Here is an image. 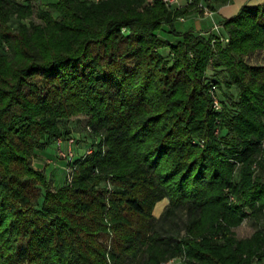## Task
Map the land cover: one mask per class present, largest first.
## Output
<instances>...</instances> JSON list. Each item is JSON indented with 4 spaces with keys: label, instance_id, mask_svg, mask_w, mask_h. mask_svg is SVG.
Wrapping results in <instances>:
<instances>
[{
    "label": "trees",
    "instance_id": "obj_1",
    "mask_svg": "<svg viewBox=\"0 0 264 264\" xmlns=\"http://www.w3.org/2000/svg\"><path fill=\"white\" fill-rule=\"evenodd\" d=\"M199 1L0 0V264H264V64L241 58L264 49V0L227 40L176 28ZM208 65L236 89L220 110ZM80 113L100 141L50 189L34 149Z\"/></svg>",
    "mask_w": 264,
    "mask_h": 264
},
{
    "label": "rangeland",
    "instance_id": "obj_2",
    "mask_svg": "<svg viewBox=\"0 0 264 264\" xmlns=\"http://www.w3.org/2000/svg\"><path fill=\"white\" fill-rule=\"evenodd\" d=\"M21 1L25 2L26 0H21ZM27 1H29L32 4L33 10L35 12L36 11L35 9L38 8L36 0H27ZM48 1L50 0H42L43 3L45 2L47 3ZM147 1L151 2L152 0H147ZM186 5L189 6V3ZM219 5H222V4H219L215 2L214 0H206V1L200 0L196 4L194 11H192L190 14H188L187 16L181 15V14L176 16L175 18L176 20L174 24L176 28L180 31H184L188 28H193V30L197 32H203V33L213 32V33L224 36L227 32L224 26L222 25V21H223V18H226V16H222L218 18L216 16L214 17V14H213L215 8ZM210 6H213V9H211ZM189 8L193 9V7L191 6H189ZM206 8L213 11L212 15H208L205 13ZM174 10L175 9L173 8L169 9L171 13ZM34 12L32 15L33 21L34 20L39 21L38 17H36ZM179 16H183L184 19H179L178 18ZM22 20L23 22L27 23L29 21V18H24ZM9 23L11 24V26L16 27L18 24V19L14 15H12L9 20ZM213 23H217L219 25L218 30L217 29L214 30L212 28ZM159 34L162 38L167 36L162 31H160ZM158 50L161 53L166 55L169 51V48L167 46H163V47H159ZM241 58L244 61L251 63V64H256V63L264 64V49L262 48L255 49L245 54L244 56L242 55ZM206 76L208 79L212 81L216 80L219 84L218 86L215 87V92H216L215 96L217 98V102L219 103V107L218 108L214 107V108L216 110H220L221 103L219 101L220 100L219 98H221L222 100H226V93L231 92L234 94L236 92V89L234 86H232L228 90L225 87H223L224 85L221 82L223 81L224 76H225L224 69L216 70L212 68L211 65H208V68L206 70ZM88 118H89V115L80 113V114L71 116L68 119L59 120L60 126L62 128V132L64 133L65 136H58L57 138L52 140L51 142L53 143V145L51 144L50 146L51 148L54 149L52 150V153L54 156L52 157L50 155H46L48 156V158L51 159V161H48L49 165H47V168L49 170H47V173H45L47 176L48 185L50 189L54 190L62 184L70 183L72 179L70 178L69 180V176H67L69 172V167H70L69 163L66 162V159L60 154V152L71 151L74 159L81 158L84 152L88 150V148H90L91 145L94 148V144H97L96 142H98V140L100 141L102 131L99 136L95 137L94 135H92L87 125ZM71 138H72V141H69ZM40 147H36V148H40ZM103 149L104 150L106 149V144H103ZM34 156H35V153H34ZM34 156L31 159L32 165L36 168H41L44 170V168H42L44 166L43 165L44 163H39V162L40 161L43 162L45 160L44 159L41 160L38 157H34ZM38 164H41L40 166L42 167H37ZM101 184H104V182H102ZM107 184L111 185L110 183H107ZM229 198L232 199V196H230ZM40 202H41V198L38 199V205L40 204ZM167 204H168V198L166 196L159 199L153 206V209H152L153 215H155L158 218L161 215L162 211L166 208ZM177 214H178L177 217H175L174 219L176 220V223L180 227V225H182V219L184 217L183 210H179ZM257 226L258 224H257L256 219L253 216L248 215L244 218V220L240 224L234 227L236 236L238 237L248 236ZM180 232L181 233L183 232L182 227L180 228ZM168 262L169 264H183L181 256H176L174 258H171L168 260ZM129 264H137L136 259L130 260Z\"/></svg>",
    "mask_w": 264,
    "mask_h": 264
},
{
    "label": "crops",
    "instance_id": "obj_3",
    "mask_svg": "<svg viewBox=\"0 0 264 264\" xmlns=\"http://www.w3.org/2000/svg\"><path fill=\"white\" fill-rule=\"evenodd\" d=\"M259 1H262V0H229L228 1V3L226 2V3H224V4H222V5H219V6H217L216 8H215V10H214V17L216 16V17H218V18H220V17H222V16H226V17H228V16H230V15H232V14H234V13H236L237 12V10L239 9V7L242 5V4H250V5H253V4H256V3H258ZM53 145V143L52 142H50V143H48L47 145H44V146H42V147H40V148H36L34 151H35V156L34 157H38L39 159H41V160H45V161H40L39 163H44L43 165V167L42 166H40L41 164H38L37 165V167H42V168H44V172L45 173H47V170H49L48 168H47V165H49L48 163V161H51V159L50 158H48V156H46V155H50V156H54L53 155V153H52V150H54L53 148H51V146L50 145ZM46 163V164H45Z\"/></svg>",
    "mask_w": 264,
    "mask_h": 264
},
{
    "label": "built area",
    "instance_id": "obj_4",
    "mask_svg": "<svg viewBox=\"0 0 264 264\" xmlns=\"http://www.w3.org/2000/svg\"><path fill=\"white\" fill-rule=\"evenodd\" d=\"M162 1L164 2L165 5H167L169 7H172V6L173 7L174 6H184V5H186V4L191 2V0H162ZM205 13L208 14V15H212L213 11L206 8ZM178 18L179 19H184L183 16H179ZM218 27H219V25L217 23H213L212 28L214 30L215 29L218 30L219 29ZM221 38L227 40V37H225V36L221 35ZM213 103H214L213 105H214L215 108L219 107V103L217 102V98H216L215 95L213 96ZM69 141H72V138ZM92 149H93V146L91 145L90 148H88V150H86L84 153H89V152H91ZM60 154L66 159V162L72 163L71 161L74 160V157H73V154L71 153V151H68V152H63L62 151V152H60ZM69 166L70 167H69V172H68L67 176H69V180H70L71 175H72L71 172H72V168L73 167L71 165H69Z\"/></svg>",
    "mask_w": 264,
    "mask_h": 264
}]
</instances>
